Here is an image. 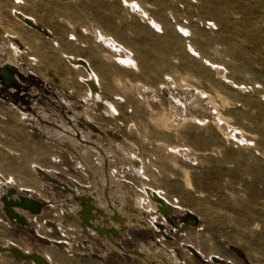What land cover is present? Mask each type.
<instances>
[{
  "label": "rangeland",
  "instance_id": "374dc122",
  "mask_svg": "<svg viewBox=\"0 0 264 264\" xmlns=\"http://www.w3.org/2000/svg\"><path fill=\"white\" fill-rule=\"evenodd\" d=\"M16 11L43 30L25 25ZM8 56L71 109L84 105L119 136L124 152L133 147L139 174L115 171L119 160L110 153L115 175L172 205L168 216L156 210L150 227L134 225L116 236L130 252L162 247L180 264H245L233 245L252 264H264V0H0V60ZM77 58L88 60L98 76L99 95L90 101L89 72L74 64ZM195 95L202 108L213 110L212 120L201 121ZM96 106L106 112L94 113ZM29 116L0 97V193L12 184L61 202L70 190L45 178L42 168L76 191L94 190L91 173L73 151L65 152L64 142ZM217 118L224 128L213 123ZM94 139L109 142L106 136ZM142 202V215L152 222L149 201ZM72 210L68 203L48 206L30 217L29 228L41 220L59 235L54 245L74 258L143 264L131 253L105 248L101 236L67 214ZM0 215L11 225L0 241L27 230ZM56 217L58 232L46 223ZM69 221L75 227L67 228ZM41 248L34 239L27 249Z\"/></svg>",
  "mask_w": 264,
  "mask_h": 264
},
{
  "label": "bare ground",
  "instance_id": "6f19581e",
  "mask_svg": "<svg viewBox=\"0 0 264 264\" xmlns=\"http://www.w3.org/2000/svg\"><path fill=\"white\" fill-rule=\"evenodd\" d=\"M15 16L30 28L36 30H38L37 28H42L33 17L22 11H16ZM77 60L78 62L74 64L89 72L87 73L89 76V83L87 84L89 97L87 100L90 101L92 95L96 97L99 95L97 92L98 76L88 60L82 58H77ZM1 68H5L11 76L6 80L0 72V97L12 103L22 113L29 114V121L31 120L41 131L43 130L51 135L52 138L61 140V142L69 146L71 149H65V152L70 153V150L74 152L73 154L77 157L78 164L91 173L92 180L90 182L94 186V190L83 189L76 191V189L71 187V185L75 187L72 182L61 180L46 171L45 168H42L45 178L48 177V180L54 182V184L68 188L70 194L61 202H58L59 198L51 202L49 199H39L30 193H22L19 188L12 184L3 185V191L0 193V209L3 210L4 216L8 221L18 227H25L31 222L30 215L41 216L48 206L68 203L75 208V211H67V214L78 218V220L80 219L94 231L96 230L95 232L105 241V248H110L115 253H131L138 256L143 264H180L179 260L174 259L171 261L168 251L162 247L157 249L147 248L146 250L135 248L133 252H130L120 240H117L119 235L126 233L134 225L150 227L155 220L156 210L164 216H168L170 211H172V205L163 195L159 193L153 194L146 189L140 191L129 182H124L123 178H118L115 175L116 173L113 172L112 164H114V158L110 153H113L114 157L119 160V165H115V171L118 170L121 173V171L129 170L134 174H139L136 171L140 168L138 167L140 158H137L134 148L129 146L127 147V153L124 152L118 145L119 136L112 133L109 127H105L95 121L84 105H79L78 110L76 109L77 111L71 109L65 101L56 96V93L44 80L34 75L35 73L25 72L22 69L23 67L17 64L11 56L0 60ZM32 86H36L37 91L36 93L34 91L35 94L31 93ZM54 95L56 96L55 99L53 98ZM195 96L197 98L195 106L200 108L199 111L201 117H203L200 120L204 122L209 120V118L212 120L211 111L213 110L209 108V104H207L208 108L204 106L202 108L201 97L199 95ZM93 111L96 114H101L106 112V109L96 106ZM220 121L219 118L217 120L213 119V123L222 128L223 125L221 123L223 124V122L220 123ZM165 122H167L166 119ZM95 135L99 137L106 136L109 142L102 143V141L95 140ZM116 162L115 164H117ZM121 176H124V174ZM2 177L1 173L0 180ZM25 180L27 181V178ZM142 201H149L147 203L148 210L146 211L151 213L152 222L145 215H142V213H145L142 207L139 206ZM152 205H154V209H152ZM195 221L194 218H191L188 222L194 223ZM51 223L57 227V230L60 229L58 222L51 221ZM12 250L19 255H24L17 249V246L12 248ZM22 251L25 252L24 250ZM48 260L50 261V259ZM246 260L248 259L246 258ZM50 263L52 264V262ZM121 264L127 263L122 262Z\"/></svg>",
  "mask_w": 264,
  "mask_h": 264
},
{
  "label": "crops",
  "instance_id": "0c3cea01",
  "mask_svg": "<svg viewBox=\"0 0 264 264\" xmlns=\"http://www.w3.org/2000/svg\"><path fill=\"white\" fill-rule=\"evenodd\" d=\"M63 145L66 146L68 149H71L69 146H67L65 144H63ZM78 222H80V220H78ZM67 223H68V225L66 224L67 228L70 229L71 227H75V222L69 221ZM78 224H80V223H78ZM0 227H3L5 229V230H1V228H0V235L4 231H10L8 229V227H11V225L8 222H6L5 218L1 215H0ZM26 229L27 230L24 231L25 233H23V230H21V231L18 230V232L16 233L17 235L15 234L14 237H10V235H7L4 241H0V246H3V247L17 246V247L21 248V250H24L26 252V250H28L27 248L29 247V244L32 243V241L34 239H37V240H40L42 242V248L40 250H37V251H39V253L43 254L45 257L50 259V262H52V264H69L70 261H85V262H87V261L88 262L98 261L97 258H91V257L90 258H84V259L74 258V257L70 256V254H68V251L64 250L63 248H59L58 246H55L54 243L57 244L58 240H60V239H58L59 235L54 234L53 232L49 231V229L46 226H44V224L41 222V220L37 219L32 228H26ZM1 231H2V233H1ZM72 236H74V235H72ZM73 240H75L74 237H73ZM49 241H52L53 243L49 244L48 243ZM65 242L69 246V241L65 240ZM26 246H28V247L25 248ZM112 253L115 254L114 252H112ZM114 259H115V257H111L112 261ZM98 262L100 264H102L100 261H98ZM0 264H33V263H31L27 260L20 259L17 256L10 254L8 252L0 251ZM110 264H114V263L112 262Z\"/></svg>",
  "mask_w": 264,
  "mask_h": 264
},
{
  "label": "water",
  "instance_id": "95a60500",
  "mask_svg": "<svg viewBox=\"0 0 264 264\" xmlns=\"http://www.w3.org/2000/svg\"><path fill=\"white\" fill-rule=\"evenodd\" d=\"M39 31H42L43 28H37ZM0 72H1V75H3V77L8 80L9 77L11 76L8 71L5 70V68H1L0 69ZM48 226H51L53 228V230L57 231V227L53 226L52 223H50L49 221L46 222ZM24 228H29V225L25 226ZM60 242H57V244H59ZM63 245V244H61ZM12 248H16V246H8V247H3V246H0V251L2 252H8L10 254H13L15 256H17L18 258L20 259H23V260H29V261H32L34 262L35 264H51L50 261L44 257L43 254L39 253L37 250L35 249H31L27 252H23L19 247H17V249H19L24 255H19L18 253H16L15 251L12 250ZM230 248L238 255L240 256L244 261H245V264H252L250 261L246 260V257L244 256V254L242 253V250L238 247H235L233 245L230 246ZM74 255L76 256H86L85 254H80V253H76V252H73ZM96 255V254H95ZM100 258H102V256H100ZM215 261H219V262H222L223 260L222 259H213Z\"/></svg>",
  "mask_w": 264,
  "mask_h": 264
},
{
  "label": "flooded vegetation",
  "instance_id": "af4514ba",
  "mask_svg": "<svg viewBox=\"0 0 264 264\" xmlns=\"http://www.w3.org/2000/svg\"><path fill=\"white\" fill-rule=\"evenodd\" d=\"M68 189V188H67ZM69 190V189H68ZM1 210V209H0ZM2 211V214L4 215V212H3V210H1ZM32 215H30V217H31ZM50 223H51V221L50 220H48ZM31 222H29V224H30ZM29 224H27V225H29ZM87 224V223H86ZM88 225V224H87ZM89 226V225H88ZM137 226V225H136ZM90 227V226H89ZM20 228H24V227H20ZM133 228V227H132ZM92 229V228H91ZM93 230V229H92ZM96 231V230H95ZM95 231H94V233H95ZM56 232H58V230L56 231ZM94 235V234H93ZM96 235H97V233H96ZM100 236V235H99ZM102 240H103V238H102ZM101 240V241H102Z\"/></svg>",
  "mask_w": 264,
  "mask_h": 264
},
{
  "label": "built area",
  "instance_id": "2783aa9c",
  "mask_svg": "<svg viewBox=\"0 0 264 264\" xmlns=\"http://www.w3.org/2000/svg\"><path fill=\"white\" fill-rule=\"evenodd\" d=\"M60 218H58V217H56V222H59L60 220H59ZM58 226L60 227V224H58ZM53 229V228H52ZM53 231H55V230H53ZM103 258V257H102Z\"/></svg>",
  "mask_w": 264,
  "mask_h": 264
}]
</instances>
